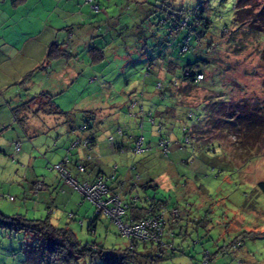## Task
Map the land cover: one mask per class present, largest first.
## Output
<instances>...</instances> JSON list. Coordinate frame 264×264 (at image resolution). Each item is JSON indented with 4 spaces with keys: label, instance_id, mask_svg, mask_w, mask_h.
Wrapping results in <instances>:
<instances>
[{
    "label": "rangeland",
    "instance_id": "374dc122",
    "mask_svg": "<svg viewBox=\"0 0 264 264\" xmlns=\"http://www.w3.org/2000/svg\"><path fill=\"white\" fill-rule=\"evenodd\" d=\"M16 1L0 0V30L11 45L26 41L42 28L30 11L26 15L25 9L14 5ZM95 1L105 19L88 17L83 26H73L71 38L68 31L59 32L58 42L67 44L64 49L73 58L38 62L46 71L30 69L36 90L32 86L29 92L21 90V84L28 80H20L0 95V107L6 108L0 112V211L30 219L51 217L55 225L69 227L83 245L96 244L118 253L127 250L128 240L119 227L110 218L97 219L95 205L79 192L68 188L66 193L71 197L56 190L33 196L28 187L33 178L40 182L57 178L59 172L52 167L67 155L75 160L82 149L67 152L69 139L76 137L71 131L78 130L84 121H96L88 134L95 136L102 149L105 175L115 171L117 179L125 183L126 189L121 191L151 179L159 188L149 189L147 195L163 198L171 207L177 204L181 211H191L189 216L184 213L185 220L176 228L188 235L177 239L178 251H170L158 264H202L204 251L213 255L212 264H264V192L259 187L264 182V34L258 36L264 31V22L257 15L264 13V0L255 1L254 21L247 18L249 12L234 17L237 0H207L211 28L202 42L193 35L186 52L176 47L186 31L167 39L171 14L188 12L201 0ZM86 2L82 0V4ZM89 7L92 9L91 4ZM43 41L30 39L19 58L13 48L5 47L8 56L4 59L3 55L1 77L10 82L17 72L23 73V65L40 61L37 49ZM91 50L102 51L103 60L93 62ZM160 55L165 62H160ZM150 57L155 59L153 65ZM200 59L211 64L204 68L205 78L198 87L181 82L171 85L186 64ZM169 61L176 64L175 76L166 71ZM159 84L163 88L159 89ZM40 87L47 89L54 104L70 117L32 114L26 132L7 103L19 93L21 100L34 96ZM217 94L223 100L212 99ZM134 103L139 105L131 108ZM140 107L145 116H141ZM135 114L138 116L133 117ZM119 126L124 138H118ZM184 127L190 135L196 132L190 136L191 145L183 142ZM111 135L128 147L143 137L144 146L152 149L141 154L132 149L124 154L113 152ZM161 138L169 141L168 156L160 146ZM136 175L140 179L135 181ZM84 180L78 177V181ZM51 205L53 214L48 210ZM206 215L207 228H198L195 220ZM93 222L95 232L89 230ZM33 240L30 234L0 228V264H24V249ZM235 241L240 245L231 250ZM222 248L224 254L219 253ZM81 264L100 261L87 258Z\"/></svg>",
    "mask_w": 264,
    "mask_h": 264
},
{
    "label": "trees",
    "instance_id": "16d2710c",
    "mask_svg": "<svg viewBox=\"0 0 264 264\" xmlns=\"http://www.w3.org/2000/svg\"><path fill=\"white\" fill-rule=\"evenodd\" d=\"M25 1L26 0H17L14 5L18 6L21 3H24ZM255 1L256 0H237L236 5L234 7V11H235L234 17L240 15L239 13L241 12L242 13L249 12L247 17L248 19L252 20L253 16L256 17L258 15L261 18V20L264 22V13L262 11L258 12L257 15L256 13L253 14L254 13L253 6L254 8L256 6ZM207 4L209 5V1L201 0L198 5H196L193 9L189 10L188 12L181 10L180 12L175 11L171 14L170 19L172 20V25H171L172 28L169 35L167 36V39L173 38L174 34L175 36H179V34L182 31H186V34L184 35L182 40L178 43V45H176V47L180 49V52H186L190 50V42L192 41L193 35L196 36V39L198 41L202 42V40L207 35V32L211 28L212 22L206 17V13L208 12L207 10H209L206 8ZM186 17L188 18V22L183 25L182 21ZM261 31L258 34V36L264 34L261 33ZM66 45H67L66 43H62V44L52 43L48 49L47 61L60 59V58L70 59L71 54L64 49V46ZM184 46H188L187 49H184ZM90 53L93 62L101 61L104 58L102 51L91 50ZM159 60L160 62H165L163 55L159 56ZM154 61L155 59H152L151 57L149 58L150 65H153ZM210 64L211 63L207 59H200L194 63L186 64L183 67L180 78L174 77L175 78L173 80L174 82L173 81L170 82L171 85L177 86L179 85V82H181L186 86L198 87L199 83L202 82L205 78L204 68H206ZM165 68L167 73L169 74L171 73V75L175 76L176 74L175 63L169 61L167 62ZM198 74H202L204 77L203 80H201L200 82L197 81ZM28 78H30V74L26 77V79ZM159 85H161L160 87H158L159 89L163 88L162 84ZM212 99H215V101L223 100L219 94H217V96L213 97ZM12 112L14 115V119L17 122H19L23 127H26L27 121L30 115L32 114L36 115L37 113H44L47 115H55V116L62 115L67 118L70 117V114H66V112H63L58 106L54 104L51 95H49L48 93H41L38 96L33 97L31 100L23 103L18 107H15ZM237 112L240 111L238 110ZM92 114L93 113H91L90 117L94 120V116ZM191 117L192 114L191 113L188 114V118ZM84 122L85 123L83 124V127L85 129L81 130L82 128L81 127L80 129L78 128L79 131H84V132L93 131L96 121L89 122V120H87ZM140 127L141 128L143 127L142 123ZM255 129H260V127L256 126ZM183 131L185 136L183 142L190 145L193 144L192 142L193 139L190 136L192 135L195 136L196 132H191L190 135L186 127H184ZM113 137L115 138V143H116V147L114 149L116 150L117 153H120L119 151L121 150H124L126 152L131 151V149L133 150V147H128L124 143V141L117 142L116 137L115 136ZM87 138L91 143L90 146L91 149V147L95 145L96 138L92 133ZM118 138L120 137L118 136ZM186 138H188V142H186ZM161 140H166V142L168 143L167 149H165L164 146L160 144V146L164 151V154L168 156V154L170 153L169 141L168 139H164V138H161L160 142ZM147 148L148 150L146 151L152 149L150 146H147ZM181 148L185 149V146L182 144ZM192 148L194 150L195 146L192 145ZM93 152L94 150H92L90 153ZM90 153H88L87 155H89ZM66 157L68 158V162H64L63 160L64 163L63 162L61 163H63L64 167L70 173L71 171L68 169V165H70L71 163L75 164L78 171H79L78 166L81 164L86 169L85 171L87 173L89 165L93 162V160L87 161L84 159L73 162L71 161L68 155ZM73 178H75L78 181L77 177H73ZM85 180L88 181L87 179ZM130 186H132V188L133 187L136 188L137 191L139 190L144 191L145 195L141 196L140 192H138L139 200H137L136 202H132L131 197L128 198L127 202L130 204V209L128 210L125 220H130V219L137 220L142 217L150 216V214L155 215L158 212L160 215H162V222H163L162 225L163 232L159 240L157 241L130 240L126 237L128 240L127 250L119 253L115 251L114 252L107 251L103 247H100L96 244H90V245L81 244V242H79V240L77 239L76 234L69 227H57L52 222V219L50 217H47L46 219H30L24 215L6 216L1 211H0V228L10 233L24 232L26 234L31 235V240H33L34 238L32 243L27 244V246L24 249V255H25L24 264H81L87 258L99 260L100 264H129V263L158 264L165 259L167 253H171L170 251L173 252L178 251V247H175V241L177 239H181V240L185 239V237L188 235L187 232L184 233L183 230H180L181 232L178 233L176 228L178 227L180 221L185 220V216L190 215L191 211L189 210L181 211L180 206H178L177 204L171 207L168 205L169 203L165 199L159 198L157 196L151 197L147 195V191L149 189L156 190L157 188H159V186L156 183H154L151 179L146 183L140 184L138 187L134 183L129 185V187ZM259 187L264 192V182H260ZM39 194L40 192L38 194H32V195L36 196ZM159 204L164 205V208H166V210L159 211L158 210L159 207H157V205ZM175 209L178 212L177 216L173 214V210ZM184 213H186L185 216H183ZM98 218L100 217H97V219ZM188 222L189 221H187V223ZM195 224L198 228L200 227L207 228V215L204 218L196 219ZM94 226H95V222H93L89 227V230L91 232H94L95 229ZM239 245H240V241H235L230 245V248L231 250H236L239 247ZM92 246H96L98 248L96 252L93 251ZM139 247H142V251H138L139 249H141ZM225 251L226 250L223 248L219 249V253L221 254H224ZM182 254H184V251H182ZM203 257L204 260L202 264L205 261H208L209 264H212L213 255H211L208 251H204Z\"/></svg>",
    "mask_w": 264,
    "mask_h": 264
},
{
    "label": "crops",
    "instance_id": "0c3cea01",
    "mask_svg": "<svg viewBox=\"0 0 264 264\" xmlns=\"http://www.w3.org/2000/svg\"><path fill=\"white\" fill-rule=\"evenodd\" d=\"M80 3L81 4L80 5L78 4L79 5V7H78L77 0H26L24 3H21L20 5H18L20 8L22 7L23 9H25V11H26L25 14L26 15L30 11V13H32L33 16H35L36 20H39L41 22V24H42L41 27L42 28H41V30L38 33L29 35L30 37H28L29 39H27L26 41H24L22 43H18V44L14 43V45H11V44H9L6 41L4 33L0 30V71L2 70L1 67L3 65V55H4V59L8 56V53H5V50H4L5 47L6 48H9V47L13 48L15 50V52H17V58H19L21 56V54L24 53V50H25L26 46L29 43V40L30 39L32 40L33 38L34 39H36V38L43 39L44 38V41L41 44V49L40 50L37 49L39 54H41V59H40V61H37L36 63L32 64L29 67L23 65V68H21V70L25 69L23 71V73L18 75L19 72H17L16 76H15L16 79H12V81H10V82L8 80H4L1 77V75H0V95H3L4 88H6L7 86L9 87L10 85H13V83L19 82L20 80H28V81L25 82V84H23V83L21 84V90L24 89V90L29 92V89L31 88L29 86H32L33 88L36 86V83L34 81L32 82V79L34 77L32 79L31 78L26 79V77L30 73H33L32 71H35L36 68L38 69L39 72H42V73L44 72L45 73L46 70H43L42 69V65H40L39 63L43 62L42 64H46V63L48 64V61L45 59V53L49 49V46L52 43H60V44H62L61 42H58V38H60L59 37V32L61 30L68 31V36L71 38L73 36V33H72L73 26H83V24H85V22H87V18L88 17L94 16V15H98V16H102V20L105 19V18H103V15H102V13L100 11L98 13H96V12L94 13L93 9H91L89 7V4L87 2L82 4V0H80ZM96 4L99 5V3H97V2H96ZM19 7H17V8H19ZM99 7H100V10H101V8H102L101 5H99ZM20 34L22 36L23 32L20 33ZM23 43H24V46H20ZM63 43H65V42H63ZM69 53L71 54V52H69ZM71 58H73L72 54H71ZM60 59L63 60V58H60ZM38 64L40 66H38ZM26 70H30V71L28 72ZM35 73H36V71H35ZM35 73L33 75H35ZM14 80H16V81H14ZM11 82H12V84H10ZM40 88L41 89H37L38 91H36L34 96L30 95L25 100H21V93L15 95L14 97H10V102L12 101V103H7L6 102L8 104V107L10 108L11 111H13V108L15 107L13 102H15L16 107H18V106L22 105L23 103L31 100L33 97L38 96L41 93L51 94L47 89H45L43 87H40ZM34 90H36V89L34 88ZM140 109L142 110V107H140ZM1 111L5 112L6 108L4 109L1 106L0 107V112ZM132 116L133 117H137L138 114H135V116L134 115H132ZM141 116H143V115H141ZM28 125H29V119H28L27 125L25 127L26 130H27L26 132H28V129H29ZM81 127H83V125H81L79 127V129ZM119 128H121V127L119 126ZM79 129L78 130L76 129V131L74 129V132L71 131L74 136L76 135V137H73L74 139L72 138L71 140L69 139V143H68L69 145H67V147H68V151L67 152H69V151H71L73 149H77V148H73L72 147V143H73V141L75 139L85 138V137H88L90 135V133L88 134V132L79 131ZM122 130H123V128H122ZM123 132H124V130H123ZM124 137H125V133H124V135L121 138H124ZM64 146L66 147V145H64ZM79 148H82V149L77 153L75 160H72L73 162H75L77 160L84 159L85 158L84 157L85 156L84 153H86V152H87V154L90 153L89 149H86L84 147H79ZM92 149L94 150V152L90 153V155H92L93 162L89 165L87 173H85V174L79 173V171L77 170V167L73 163L68 165V169L71 171L73 177H77V178L80 177L81 179L85 178L88 181L89 180L90 181H94L95 178L98 175H102V174L105 175L106 174L103 171V163L101 162L102 155H103L102 149L99 146L97 139H95V145H93ZM111 149H112L113 152H116V150L114 148H111ZM124 153H127V152L126 151L122 152V154H124ZM112 175L113 174H111L109 176L110 180L108 181V183L110 185V188L113 191H119V190H122V188L126 189V186L123 187V183L124 182L121 181V179H117L116 172H115L114 176H112ZM34 177H35V175H34ZM38 181H41V180H39L38 178H33V179L29 180L28 187L32 188L34 183H36ZM43 182H44V184L46 186L45 187L46 189L41 191L40 193H42V192L48 193V192H51L52 190H56V192L59 191V193L61 192V194L62 193L63 194H68V193H66V190H68V188L72 189L60 177L59 174H58L57 178H55V179L54 178H50L48 181L46 179H44ZM135 190H136V188H134V187L132 188V186H130L129 189H127V191L125 193L123 191L124 199L128 200V198H130L131 193L134 192ZM68 195H70V197L72 196L71 193L68 194ZM64 200L66 202H71V198H65ZM48 210H49V213L53 214L54 208H52V205L48 207ZM68 217H69L70 220H76L75 218H70V216H68ZM57 227H59V226H57ZM94 232H95V229H94Z\"/></svg>",
    "mask_w": 264,
    "mask_h": 264
},
{
    "label": "built area",
    "instance_id": "2783aa9c",
    "mask_svg": "<svg viewBox=\"0 0 264 264\" xmlns=\"http://www.w3.org/2000/svg\"><path fill=\"white\" fill-rule=\"evenodd\" d=\"M88 4H91L92 9L98 13L100 11V7L98 4L94 3L93 0H87ZM188 22V18L186 17L182 24H186ZM184 49H187V46H184ZM203 75L198 74L197 81L203 80ZM159 85L158 87H160ZM139 103H134L131 105V108L136 107ZM142 115L145 116V112L142 107ZM135 116V115H134ZM150 116V115H149ZM190 116V115H189ZM85 128L82 127L81 130ZM118 136L121 138L124 135L122 128H118L117 130ZM111 146L113 148L116 147L115 138L111 136L109 138ZM186 142H188V138H186ZM160 144L164 146L165 149L168 148V143L166 140H161ZM84 147L90 149L91 143L87 137L79 138L73 141L72 147ZM91 147L90 152L93 150ZM16 150H20V144H16ZM148 150L147 147L144 146V138H138L135 140L133 146V152L135 154H141ZM120 153L124 152V150L119 151ZM87 161L93 160L92 155H87L84 159ZM64 162H68V158L64 159ZM63 162V163H64ZM63 163H59L54 165L52 168L56 169L59 172L60 177L74 190L79 192L84 199L91 201L95 205V215L96 217H107L110 218L120 229V233L127 237L130 240H143V241H157L162 236L163 232V222H162V215L158 212L157 214L150 216L142 217L140 219H130L125 220L128 210L130 209V204L124 199L123 191H113L110 188L108 181L110 177L106 175H98L94 181H77L73 178L72 174L64 167ZM79 172L81 174L86 173V169L80 164L78 166ZM135 168L131 166L130 170L133 171ZM115 175V172L112 176ZM140 177L136 175L135 181L139 180ZM125 183H123V187ZM45 189L44 182H37L31 189L32 194H38L39 192ZM123 189V188H122ZM130 197L132 198V202H136L139 200V193L137 189L131 193ZM160 210H166L164 205L159 204L157 205ZM163 212V211H162ZM173 214L177 216V210H173ZM175 216V217H176ZM93 251H97L96 246H92ZM203 264H209L208 261H205Z\"/></svg>",
    "mask_w": 264,
    "mask_h": 264
}]
</instances>
